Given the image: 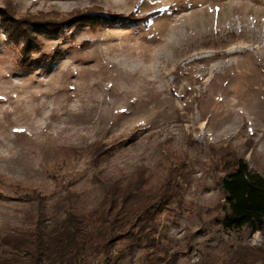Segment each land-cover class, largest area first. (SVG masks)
<instances>
[{
	"label": "rangeland",
	"instance_id": "rangeland-1",
	"mask_svg": "<svg viewBox=\"0 0 264 264\" xmlns=\"http://www.w3.org/2000/svg\"><path fill=\"white\" fill-rule=\"evenodd\" d=\"M0 9L33 43L0 18V237L29 223L34 192L48 203L80 192L90 210L103 178L143 168L149 185L190 180L183 204L159 218L154 254L172 256L162 264H229L240 246L264 249L260 232L224 227L219 184L230 151L264 175V0H0ZM126 242L112 264H149L154 247Z\"/></svg>",
	"mask_w": 264,
	"mask_h": 264
},
{
	"label": "trees",
	"instance_id": "trees-1",
	"mask_svg": "<svg viewBox=\"0 0 264 264\" xmlns=\"http://www.w3.org/2000/svg\"><path fill=\"white\" fill-rule=\"evenodd\" d=\"M0 18L10 35L26 38L27 47L32 49L30 32L22 29L25 22L4 9H0ZM94 148L92 154L99 160L98 152L103 148L98 144ZM223 156L228 167L219 179L224 227L247 226L264 235V175L244 157L231 151ZM189 182L186 174L179 173L175 179L168 177L149 185L143 168L130 175L107 176L101 180L102 196L90 210L81 203L80 192L65 189L49 203L46 195L34 192L30 198H34L35 211L29 223L13 227L0 237V264H112L117 244L123 240L128 250L137 245L154 247L147 254L149 264H162L172 256L154 254L160 238L159 218L172 202L183 204V186ZM259 262H264V249L256 246H240L228 261Z\"/></svg>",
	"mask_w": 264,
	"mask_h": 264
}]
</instances>
